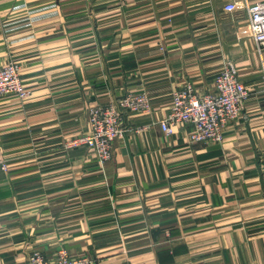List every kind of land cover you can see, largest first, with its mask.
Returning a JSON list of instances; mask_svg holds the SVG:
<instances>
[{
  "label": "crops",
  "instance_id": "obj_1",
  "mask_svg": "<svg viewBox=\"0 0 264 264\" xmlns=\"http://www.w3.org/2000/svg\"><path fill=\"white\" fill-rule=\"evenodd\" d=\"M261 0H0V68L26 100L0 98V264L61 249L90 264H264V52L246 6ZM233 64L250 91L221 143L164 137L172 94L215 90ZM147 93L150 113L101 166L64 149L94 105ZM3 165L7 170L3 169Z\"/></svg>",
  "mask_w": 264,
  "mask_h": 264
},
{
  "label": "built area",
  "instance_id": "obj_2",
  "mask_svg": "<svg viewBox=\"0 0 264 264\" xmlns=\"http://www.w3.org/2000/svg\"><path fill=\"white\" fill-rule=\"evenodd\" d=\"M227 12H236V0H225ZM248 32L259 53L264 52V0L248 4ZM264 81V77H263ZM31 90L20 76L19 65L9 62L0 68V98L17 97L26 100ZM250 91L241 81L235 66L229 63L216 77L215 90L200 94L188 83L172 94V106L160 122L164 137H172L178 126L191 127L192 143H221L228 125L240 118L249 99ZM151 98L147 93H128L108 105H94L88 114L89 128L73 139L64 142L66 151L86 148L93 151L101 166L113 158L114 143L127 133L125 116L129 113H150ZM3 169L7 167L3 165ZM28 264H90L85 256H73L61 249L56 258L49 259L42 251H33Z\"/></svg>",
  "mask_w": 264,
  "mask_h": 264
}]
</instances>
